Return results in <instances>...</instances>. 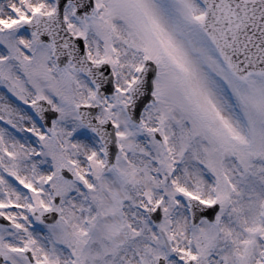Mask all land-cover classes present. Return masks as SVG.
I'll return each mask as SVG.
<instances>
[{
  "label": "snow or ice",
  "instance_id": "1",
  "mask_svg": "<svg viewBox=\"0 0 264 264\" xmlns=\"http://www.w3.org/2000/svg\"><path fill=\"white\" fill-rule=\"evenodd\" d=\"M0 264H264V0H0Z\"/></svg>",
  "mask_w": 264,
  "mask_h": 264
}]
</instances>
